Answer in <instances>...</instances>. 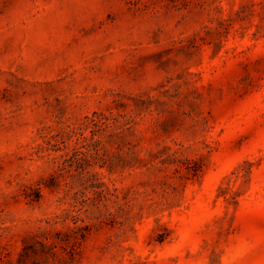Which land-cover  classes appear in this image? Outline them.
Returning <instances> with one entry per match:
<instances>
[{
  "label": "rangeland",
  "instance_id": "1",
  "mask_svg": "<svg viewBox=\"0 0 264 264\" xmlns=\"http://www.w3.org/2000/svg\"><path fill=\"white\" fill-rule=\"evenodd\" d=\"M0 264H264V0H0Z\"/></svg>",
  "mask_w": 264,
  "mask_h": 264
}]
</instances>
